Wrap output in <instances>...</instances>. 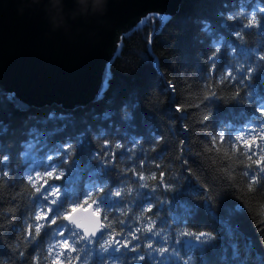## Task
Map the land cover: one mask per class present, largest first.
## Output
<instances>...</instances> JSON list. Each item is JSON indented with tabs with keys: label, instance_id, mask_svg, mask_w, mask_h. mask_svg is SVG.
Instances as JSON below:
<instances>
[{
	"label": "trees",
	"instance_id": "16d2710c",
	"mask_svg": "<svg viewBox=\"0 0 264 264\" xmlns=\"http://www.w3.org/2000/svg\"><path fill=\"white\" fill-rule=\"evenodd\" d=\"M258 6L264 0H184L173 18L150 17L124 37L102 98L85 107L22 110L13 95L1 96L0 157L9 159L0 164V172L7 171L0 176V264H53L46 259L49 245L63 239L49 234L56 226L42 229L35 240L26 231L37 205L48 202L38 198L25 174L35 179L51 164L64 172L48 181L60 188L61 207L70 200L83 204L91 194L96 203L86 207L101 209L106 233L117 240L139 237L131 241L140 245L136 252L103 253L98 244L80 251L86 241L81 242L71 254L80 256L74 264H154L163 257H149L147 243L164 246L165 236L168 264H264V182L249 187L245 173L255 168L236 139L248 140L252 128L264 125L258 112L264 105V61L258 60L264 55V14L257 12L259 29L244 27ZM53 113L57 118L49 119ZM34 129L44 135L29 149ZM61 144H71L70 159L63 149L55 156ZM149 220L159 236L136 231ZM181 231H203L213 239L199 245ZM138 255L145 259L133 261Z\"/></svg>",
	"mask_w": 264,
	"mask_h": 264
},
{
	"label": "water",
	"instance_id": "95a60500",
	"mask_svg": "<svg viewBox=\"0 0 264 264\" xmlns=\"http://www.w3.org/2000/svg\"><path fill=\"white\" fill-rule=\"evenodd\" d=\"M183 1L0 0V97L22 110L99 101L124 37L152 16L173 18Z\"/></svg>",
	"mask_w": 264,
	"mask_h": 264
},
{
	"label": "snow or ice",
	"instance_id": "6c2138e0",
	"mask_svg": "<svg viewBox=\"0 0 264 264\" xmlns=\"http://www.w3.org/2000/svg\"><path fill=\"white\" fill-rule=\"evenodd\" d=\"M257 12L264 14V6H258L257 10H253L251 13H249L246 17V23L244 25L245 28L251 29L256 28L259 29L261 20L257 14ZM231 18V17H230ZM205 31L209 30V27L205 26ZM237 37L242 39L241 33H236ZM222 42V41H221ZM220 45L216 44L215 46V53L220 52ZM211 60H215L216 57L213 55ZM258 60L264 61V55L258 54ZM256 71V67H252L248 70V72L245 74L246 77L250 78L251 75ZM228 77L232 80H235L236 77L232 73H228ZM244 81L243 79L240 81L242 84ZM259 115L264 118V105H262L258 109ZM57 118L55 114H50L49 119H55ZM60 119H63V116L59 117ZM63 129H56L55 131H62ZM6 131V129H5ZM54 132L48 133V135H54ZM35 135V139L33 141H30L26 147L31 149L35 147L36 144H39L41 142V136H43V133H37L36 130H33ZM250 138L248 140H244L243 136H237V140L243 141V147L244 149H247V160L249 163V168H255V170L252 173L246 172L245 175L249 178V187L251 188L253 185H256L257 182H264V145H261L258 143L259 139H264V125H262L259 129L252 128L250 130ZM221 138H223V133H221ZM46 146V141H45ZM255 146V148H254ZM116 148H120V144L115 145ZM71 148V144H61L57 146V151L55 152V156H60L61 152L60 149H63L65 152H68V156L66 159L71 158V153L68 151ZM28 153L25 152L24 155L26 156ZM53 155H48L46 157V160L51 164L53 161ZM9 157L7 155H4L0 157V164H4ZM7 171L0 172V176H6ZM27 181L32 187L35 189V192L38 194V198L42 196L43 201H47V204L40 203L37 205V210L34 213V223H28L26 225V231H27V237L31 240H35L36 237H38L41 234L42 229L49 227L51 228L53 225H55V228H52V231L49 233L52 236H58L63 237V239L58 240L54 244H50L47 252L46 259H51L53 264H60L61 259L67 261V264H74V261H79L80 256H72L71 254L74 252H77V244H80L81 242H85L83 244V247L80 249V251H83L84 249H87L89 245L92 244H98L99 248L102 250L103 253H108L110 248L112 251L119 252L121 248H126L128 251L136 252L137 249L140 247L139 244H132L131 241L138 239L134 234H130V238L125 237V240H117L115 239L114 235H111L106 232H102V229L104 228V224L100 222V211L101 209L98 207L97 210L93 213H91L88 217H83L80 215V213L84 210L85 206L88 205L89 201L92 203H96V201L93 199L91 194L86 193L88 195V199L84 201L83 204L79 203L78 200H70L68 201V207H61V204L63 201L59 199V196L61 195L60 188L57 187L55 184H52L49 186L48 181L49 180H58L62 177V171L59 170V166L56 164H51L50 170H46L44 173L38 175L35 177V179L32 177L30 173H26ZM143 179V177H141ZM152 179H155L153 176ZM43 182L41 186H37V182ZM98 188H101V186H97ZM140 187H148L147 184H141ZM46 189V190H45ZM102 190V188H101ZM128 192V189H127ZM52 197H56L53 199ZM119 197V196H117ZM106 197L102 198L101 203L104 205L105 208H108L103 203ZM109 200H112L111 196H108ZM53 205L55 207H53ZM142 212L145 211V209L141 210ZM146 211L151 212L152 206L147 205ZM58 220L61 222L58 224ZM105 220H107V217L105 216ZM64 221H67V223H64ZM108 227L110 228L111 225L109 224ZM79 230V231H78ZM137 232H146V233H152L155 236L160 235V231L157 230L153 232V225L151 223V220H149V223L144 228H137ZM67 233V235H66ZM97 233H101L99 238L96 239ZM181 236L185 237H193L195 241L199 242V245L207 244L209 241L213 239L211 234H208L206 232L201 231L199 235H196L195 233H191L188 231H181ZM108 238H105V237ZM165 245L161 247L153 248L152 242L147 243V248L152 249V252H149V257L153 256V253L159 255L160 257H163L162 260H154V264H168L167 257H165V253L168 252L167 247V240L168 237H164ZM192 240V239H189ZM179 243V241H177ZM113 244L116 245V247H113ZM129 245H131L129 247ZM55 250V254L54 253ZM63 250H67V254ZM173 255H176L179 258V253L174 249ZM37 261H39V257L35 258ZM145 259L144 255H138L134 256L132 258L133 261H143ZM191 259V257H189ZM83 264H87V260L83 262ZM112 264H116L115 261L112 262ZM185 264H187V261H185Z\"/></svg>",
	"mask_w": 264,
	"mask_h": 264
},
{
	"label": "clouds",
	"instance_id": "9594fccd",
	"mask_svg": "<svg viewBox=\"0 0 264 264\" xmlns=\"http://www.w3.org/2000/svg\"><path fill=\"white\" fill-rule=\"evenodd\" d=\"M77 4H78V6H79V0H77ZM234 51H235V50L233 49V52H234ZM63 175H64V172H62V176H63ZM122 191H123V189L115 190L113 194H114L115 196H120ZM131 192H132V189H131V188H128V193L131 194Z\"/></svg>",
	"mask_w": 264,
	"mask_h": 264
}]
</instances>
